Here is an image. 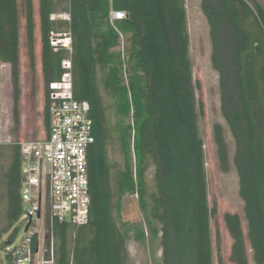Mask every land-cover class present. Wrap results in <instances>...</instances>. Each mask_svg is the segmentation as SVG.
Segmentation results:
<instances>
[{"label":"trees","instance_id":"1","mask_svg":"<svg viewBox=\"0 0 264 264\" xmlns=\"http://www.w3.org/2000/svg\"><path fill=\"white\" fill-rule=\"evenodd\" d=\"M61 8L69 20L53 17ZM111 10L127 18L112 24ZM201 10L210 29L211 63L235 145L233 165L247 222L245 234L239 215L224 216L233 241L230 261L248 264V242L255 263L264 264V6L260 0H201ZM39 14L46 96L49 85L66 72L63 62L71 59L74 96L89 103L95 136L88 152L89 220L81 226L54 221L45 258L53 256V264H127L126 235L113 216L121 204L114 203L107 143L113 137L127 153L133 135L136 177L118 172L116 188L120 196L138 191L145 222L153 236L160 235L161 264H215L211 219L217 211L208 200L199 129L203 105L196 99L186 0H39ZM18 24L17 0H0V64L15 60ZM65 31L72 35V54L49 43L51 32ZM121 34L129 40L127 55L117 50ZM44 110L47 131L48 101ZM213 139L227 173L229 148L222 125L213 126ZM3 150L0 146V206L5 205L0 249L6 250L17 237L23 212L19 142L7 150V167L1 164ZM151 168L154 189L148 193L144 180ZM136 236L144 239L145 232L138 229ZM5 258L11 264L12 251ZM218 264H223L221 257Z\"/></svg>","mask_w":264,"mask_h":264},{"label":"rangeland","instance_id":"2","mask_svg":"<svg viewBox=\"0 0 264 264\" xmlns=\"http://www.w3.org/2000/svg\"><path fill=\"white\" fill-rule=\"evenodd\" d=\"M264 6V0H260ZM18 31L17 52L12 64H0V146L6 156L2 158L3 167L8 165L7 150L9 146L42 137L45 126L46 100V67L43 59L42 26L39 14V0H17ZM63 8V7H62ZM60 9L53 17L66 19L68 13ZM187 19L190 36V57L193 64L194 81L197 83L196 99L203 105L199 117V129L206 155V171L208 183V200L211 208H216V215L211 219L214 262L218 264L219 257L223 264H233L230 261L233 241L224 222L227 213L237 214L242 219V227L247 234L244 202L239 195V178L233 165L235 145L229 129L221 113L219 75L211 63L212 44L208 22L201 10V0H186ZM118 51L127 55L129 40L121 34ZM102 88V79H99ZM106 105L109 104L103 89ZM17 94V97H15ZM111 116L112 111L108 110ZM127 122L133 126L134 120ZM116 121L115 117H112ZM222 125L229 148L230 169L224 173L217 157V148L213 139V126ZM129 151L122 152L117 139L110 137L107 148L109 161L112 164L114 176V203L120 202L121 209L113 210V216L118 226L126 235L128 251L127 264H161L162 249L160 235L153 236L140 210L139 200L131 198L129 193L120 196L116 188L118 172L131 171L136 174V158L133 151V135L128 139ZM154 170L151 168L145 175L144 185L148 193L154 189ZM148 200V195H145ZM0 213L5 214V205L0 206ZM41 230L44 229L40 221ZM124 223L130 224L126 227ZM25 217L17 226L19 231L12 245L6 250L0 249V264H8L6 254L19 246L25 237ZM159 228V225L155 224ZM145 232L144 239H138L136 231ZM248 264H256L250 244L247 242ZM13 264V263H11Z\"/></svg>","mask_w":264,"mask_h":264},{"label":"built area","instance_id":"3","mask_svg":"<svg viewBox=\"0 0 264 264\" xmlns=\"http://www.w3.org/2000/svg\"><path fill=\"white\" fill-rule=\"evenodd\" d=\"M126 18L123 11L110 12L112 24ZM49 43L56 51L63 48L72 54L69 31L51 32ZM63 68L66 72L61 81L48 87V130L42 137L19 143L26 225L22 243L12 250L13 264H53V256L45 258L49 226L54 221L81 226L89 220L88 152L95 143L93 121L89 103L74 96L71 59L63 62ZM129 194L139 200L137 190Z\"/></svg>","mask_w":264,"mask_h":264}]
</instances>
